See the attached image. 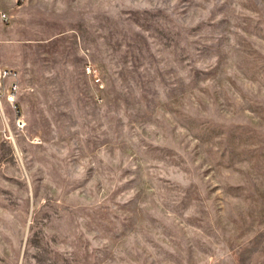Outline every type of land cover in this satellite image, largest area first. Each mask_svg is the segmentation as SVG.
<instances>
[{
  "label": "rangeland",
  "instance_id": "1",
  "mask_svg": "<svg viewBox=\"0 0 264 264\" xmlns=\"http://www.w3.org/2000/svg\"><path fill=\"white\" fill-rule=\"evenodd\" d=\"M13 1L0 264H264V0Z\"/></svg>",
  "mask_w": 264,
  "mask_h": 264
},
{
  "label": "built area",
  "instance_id": "2",
  "mask_svg": "<svg viewBox=\"0 0 264 264\" xmlns=\"http://www.w3.org/2000/svg\"><path fill=\"white\" fill-rule=\"evenodd\" d=\"M4 22L9 24L11 17L6 13H1ZM20 91V83L18 73L9 67L0 64V105L2 104L1 98L4 97L6 102L11 106L16 115L20 114L18 94ZM2 106V105H1ZM20 116V115H19ZM18 127L23 128L24 122L21 117L17 120Z\"/></svg>",
  "mask_w": 264,
  "mask_h": 264
},
{
  "label": "crops",
  "instance_id": "3",
  "mask_svg": "<svg viewBox=\"0 0 264 264\" xmlns=\"http://www.w3.org/2000/svg\"><path fill=\"white\" fill-rule=\"evenodd\" d=\"M5 1H7V0H0V54H1V50L5 46L6 42L9 41L8 30L6 29L7 25H5L4 20L1 17V12L8 14L11 17V19H13L14 14L17 13L15 8H13V6L6 5L4 3ZM13 2L16 5L18 0H14ZM1 65L7 66L5 64H1Z\"/></svg>",
  "mask_w": 264,
  "mask_h": 264
}]
</instances>
